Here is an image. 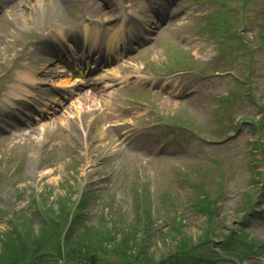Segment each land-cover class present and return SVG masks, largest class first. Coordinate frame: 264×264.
I'll list each match as a JSON object with an SVG mask.
<instances>
[{
  "label": "rangeland",
  "instance_id": "374dc122",
  "mask_svg": "<svg viewBox=\"0 0 264 264\" xmlns=\"http://www.w3.org/2000/svg\"><path fill=\"white\" fill-rule=\"evenodd\" d=\"M13 1L0 6V118L8 121H1L0 127V233L15 234L20 224L27 231L40 230L49 216L36 215L37 201L59 212L79 190L90 187L93 193L84 197L81 222L98 227L103 217L109 228L110 222L125 219V229L135 230L137 187L142 180L158 212L152 223L161 231L151 241L145 240L151 257L173 249L178 240L174 237L183 234L196 241L211 231L219 239L229 228L244 226L251 236L264 240V160L258 146L264 144V0H161L167 10L161 12L166 25L120 67L126 84L142 83L148 90H136L141 94L135 98V90L127 85L113 84V94L107 86L98 91L83 88L61 107H50L48 118L34 121L30 131L20 136L9 130H21L18 118L27 108L21 101L11 103L9 93L24 69L23 56L31 53L30 45L41 53L50 43L44 37L52 36L51 30L76 21V13H89L88 7L101 15L94 26L104 30L122 23L128 3L145 14L146 25L153 11L151 0ZM223 8L228 13L222 15L224 23L208 24L213 11L222 13ZM171 12H177V17L167 18ZM234 31L242 33V45L233 37ZM67 34L79 39L75 32ZM180 56L185 57L182 65L175 62ZM170 62L176 70L184 69L167 74L165 66ZM205 71L210 75L200 76ZM231 92L237 96L219 101V95ZM147 98L152 99L151 105L143 102ZM103 115L111 125L104 124ZM166 119L183 121L196 132ZM163 146L166 155L154 158ZM114 172L118 177L111 181ZM201 190L209 198L219 192L213 220L207 221L192 206L202 197ZM251 201L256 208L251 214L243 213ZM106 203L112 205L105 207ZM178 216L180 233L171 229L173 222L166 224ZM136 245L128 240V253ZM260 249L240 263L222 256L216 264H264V244ZM64 255L56 254L57 264H66ZM108 257L115 256L102 254L94 262Z\"/></svg>",
  "mask_w": 264,
  "mask_h": 264
},
{
  "label": "trees",
  "instance_id": "16d2710c",
  "mask_svg": "<svg viewBox=\"0 0 264 264\" xmlns=\"http://www.w3.org/2000/svg\"><path fill=\"white\" fill-rule=\"evenodd\" d=\"M69 210L70 206H65L59 212L47 209L45 214L49 216V221L42 223L40 226L42 236H40L39 229L36 230L37 232H34L31 228L27 231L22 228L21 224L18 229H15V234L10 232L7 234L0 233V264H18L20 261H22V264H57L56 254L61 258L63 252L66 264H90V255L93 253L98 256H102V254L113 255L117 258L116 262L105 260L102 263L99 262V264H157L152 261L150 253L145 251L144 239L134 236L135 230L138 229L128 231L125 229L128 224L124 221L121 222L120 219L112 221L110 227L107 228V226H104L105 222L101 217V223L98 224V227L86 225L75 234L62 237L61 230ZM210 216L211 214L208 213L207 220L212 219ZM140 224L141 220L139 219L136 221L135 227L138 228ZM208 228L210 229V222H208ZM176 231L181 232L179 228H176ZM209 233L213 244L226 249L230 246V239L235 232L233 229L229 230L227 235L219 242H214L211 238V231ZM35 234H38L40 238L35 237ZM206 234L208 236V232ZM239 235L238 238L246 247L244 236ZM131 238L137 245L132 249L135 251L128 253L130 250L128 240ZM178 239H180L181 245L178 242L175 254H179L180 257L190 256L193 258L194 251L188 248L190 244L189 236L183 234ZM208 239L205 238L204 241ZM64 244L65 246H62ZM48 245L49 247L46 249ZM52 253H55L54 257L51 256ZM202 259H206V257L203 254L198 255L194 264H200Z\"/></svg>",
  "mask_w": 264,
  "mask_h": 264
},
{
  "label": "bare ground",
  "instance_id": "6f19581e",
  "mask_svg": "<svg viewBox=\"0 0 264 264\" xmlns=\"http://www.w3.org/2000/svg\"><path fill=\"white\" fill-rule=\"evenodd\" d=\"M35 1H39V0H35ZM41 1H46V0H41ZM23 4H29V3H21V5ZM90 33L88 32V29L86 28L84 32V42L88 43L87 45L89 49L88 51L98 52L99 48L102 47L104 49V55H105L106 61L115 60L120 56L121 46L119 45V40L124 39V37L122 33L119 32V30H115L111 35H109V37L103 36L101 38L99 36V31H90ZM123 47H125V45ZM29 68H32V66H30ZM65 70L69 71L67 72V75H72L74 72L75 75L82 76V74L84 73L83 69L75 63L71 67L68 66L67 63H65L61 71L65 72ZM23 72L32 75L30 71H23ZM109 72L115 75L118 74V72L116 71L113 72L112 68L109 69ZM106 75L107 74H101L100 77L106 76ZM27 80H28V76H26V74L19 75V81L11 86L12 93H18L20 90L24 89ZM60 81L62 84H64L62 86H65L66 85L65 82H68V78H62L60 79ZM31 165L33 166V163H31Z\"/></svg>",
  "mask_w": 264,
  "mask_h": 264
}]
</instances>
